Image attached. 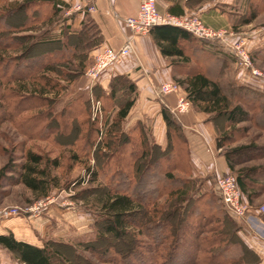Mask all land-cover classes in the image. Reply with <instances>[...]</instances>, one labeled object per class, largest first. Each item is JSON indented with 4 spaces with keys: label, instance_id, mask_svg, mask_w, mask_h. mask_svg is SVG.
<instances>
[{
    "label": "trees",
    "instance_id": "obj_1",
    "mask_svg": "<svg viewBox=\"0 0 264 264\" xmlns=\"http://www.w3.org/2000/svg\"><path fill=\"white\" fill-rule=\"evenodd\" d=\"M245 3L247 12L242 16L241 25L252 23L257 14L264 10V0H246ZM66 6L63 0H26L9 8V15H19V25L6 23L5 15H0V46L7 44L6 48L9 49L13 44L9 32L36 30L38 24L48 25L49 31ZM85 13L83 28L73 36L65 33L67 39L64 41L48 40L43 36L30 39L23 54L30 52L35 45L48 47V51L37 59L42 62L39 69L27 66L20 77L21 69L16 65L19 59L2 54L1 49L0 67L3 69L2 77L15 79L16 86L23 90L28 89V81L45 80L46 84L39 86L38 91L43 95L54 94L48 97V114L51 115L48 127L55 129L57 122L70 121V133H78L72 142L76 150L73 151L74 158L86 162L98 144L102 145L98 150L100 156L105 158L101 169L94 170L88 166L86 170L92 182H96L100 176L108 180L105 185L108 190L96 199L107 218L105 230L121 237L132 226L131 217L141 214L144 234L149 239L148 254L141 257V264H257L259 256L240 236V221L227 211L220 194L222 204L209 192L199 193L200 182L192 176L190 146L177 116L170 109L162 108L168 136L165 148L148 139L141 122L129 131L123 129V122L136 102V85L129 77H113L109 91L99 86L95 88L98 89L96 100L102 106L100 111L115 112L112 122L106 120L109 127L104 139L101 135L105 126L102 128L100 124V114L93 118L89 99L75 96L61 111H55L57 97L62 90L60 81L64 77L53 78L51 74L59 75L62 67L71 73L75 66L83 72L90 61L87 51L100 47L103 42L101 30L87 7ZM149 34L160 52L171 58L172 65L184 68L183 76L176 77L175 82L184 89L197 111L211 115L209 118L212 121L224 117L229 127L249 118L264 127V93L249 85L238 84L227 76L226 69L231 58L220 55L216 50L221 46L219 41L201 39L203 42H199L189 31L171 24L156 25ZM260 53H264V49L254 51L251 56L253 58ZM193 59L199 62L198 68L190 67ZM41 69L39 75H35ZM14 103L9 104L11 110L18 108ZM251 112L253 116H250ZM75 122L79 123V127ZM99 137L103 141H99ZM222 138L226 136L216 139L218 148L224 146ZM237 151L240 149L232 150ZM229 153L225 156L228 168L233 172L235 167ZM23 159L19 164L4 166V173L16 174L15 177L10 176L15 183L24 184L37 197L48 196L60 186L58 177L53 174L60 166L58 157L50 158L29 150ZM256 169H241L235 175L237 185L249 200L253 194L250 188L258 184L249 174ZM230 171L226 174H231ZM175 172L179 175H175ZM145 177L149 178L147 183L150 190L140 194L137 190ZM163 197L167 198L164 204H160L159 200ZM0 246L11 252L19 264H60L58 253L48 244L41 247L18 240L12 232L0 234Z\"/></svg>",
    "mask_w": 264,
    "mask_h": 264
},
{
    "label": "rangeland",
    "instance_id": "obj_2",
    "mask_svg": "<svg viewBox=\"0 0 264 264\" xmlns=\"http://www.w3.org/2000/svg\"><path fill=\"white\" fill-rule=\"evenodd\" d=\"M25 1L26 0H0V15H5L6 23L14 22L19 25V15L17 13L9 15L10 13L8 10ZM245 1L246 0H185V4L187 7L197 12L211 5L218 6L224 11H227L232 17L234 26L221 29L226 30L225 34L228 39L246 38L247 47L250 53L253 54L254 50H252L250 46L251 40L255 41L258 38L260 40L258 43L263 46L259 49H264V10H261L257 14L256 19L251 24L243 26L241 25L242 16L247 12V4ZM184 15L199 14L189 12ZM8 35L13 38L11 41L13 44L10 45L9 49L6 48L7 44L0 46V49L2 54L6 56H15V58L19 59L16 65L20 66V77L22 71L25 70L27 66L30 69H39L42 62H38L37 59L41 57V54L48 51V47L35 45L27 54H23L22 52L30 43L32 37H48V25L38 24L36 30L9 32ZM199 42H203V40L199 39ZM218 47L219 49L216 50L221 52V55H229L231 58V62L229 61L228 68L226 69L227 76L238 84L242 83L243 80H238L236 76L238 77L240 74H242V76L248 75L242 73L236 55L227 50L223 45ZM29 58L34 59L29 60ZM94 58L95 55L91 58L83 72L75 66L74 71L71 73L67 72L68 70L62 67V69H59V75L55 73L51 74L53 78L64 77V79L60 81L62 90L57 97L55 111H61L63 106L75 96L81 95L83 99H89L93 118L96 117L95 115L100 114V124L102 128L105 126L104 133L101 135L104 139L107 134L106 129L109 127L106 120L109 119L112 122L115 112L100 111L102 106L101 102L96 100L98 89L96 90L95 88L98 86L104 88L100 83L101 81H98L92 87L88 85L87 72L93 64ZM251 59L254 67L262 73L261 77L255 78L263 84L264 53L254 55L253 58L251 56ZM23 60H27V62L23 63ZM198 66H200L199 62L193 59L190 67L198 68ZM2 70L1 66L0 208H18L20 215L13 218H21L27 221L33 231V240L42 245L48 244L53 248L58 253L60 264H141V257L148 254L147 250L149 249L147 245L149 239L144 234L145 230L142 225L144 220L142 221L141 214L137 213L133 215L131 217L132 226L128 227L126 234L118 237L105 230L107 218L96 203L97 197L104 195L108 190V187L105 186L108 180L100 176L96 182H92L91 176L87 175L86 169L88 166L92 167L94 170L101 169L105 162V158L100 156L98 150L102 145L98 144V147L94 150V154L86 161L87 163L83 162L84 160L82 161V159L74 158L73 151L76 150L72 146V142L77 138L78 133L75 135L74 133L71 134L72 132L69 129L71 128L70 121L67 123L57 122L55 124V129H49L48 127V121L51 117V115L48 114V97H52L54 94L43 95L38 91L39 86H44V84H46L45 80L36 79L34 82H32V80L28 81V89L25 88L23 90L22 87L18 88V86H16L15 79L12 78V80H8L3 78ZM41 71L42 69L37 71L35 75H39ZM20 81H22V79ZM33 83L37 84V87H34L35 84ZM261 83H253L257 85V87L248 85L264 93V90H261V88L264 89ZM109 85L108 88H104L106 91H109ZM180 88L181 95L186 96L184 89L181 86ZM11 95H15L16 97L14 98ZM11 102L17 104V110L15 108H12V110L9 108ZM191 109L197 111V108H195L193 104ZM253 114L254 113L251 112L250 116H253ZM210 116L211 115L206 114V120L211 122L214 127L215 140L218 136H226V138L221 139L224 146L222 148H217L220 150L225 160V154L230 152L229 155L235 167L233 172L229 170L230 173L235 176L238 170L258 168L249 174L252 180L258 182V184L250 188L251 192H253L252 198L249 200L246 194L241 192V199L238 207L245 215L253 214L264 222V213L259 212L260 207L264 205V127L255 124L254 119L251 118L241 124H233L229 127L224 117L216 118L215 121H212L209 118ZM80 119L82 118L80 117ZM138 122H141L145 127L150 141L160 144L163 148L167 147L168 136L165 138L163 144L159 143L162 139L158 137L159 129L155 118L151 119L145 117L144 120L141 121L134 119L133 114H130L123 122V129L129 131ZM75 123L76 126L79 127V123ZM65 127H67V129H64ZM84 133L85 130H83V134ZM101 137H99V141H103V139H100ZM233 149H240V151L232 152ZM29 150L44 154L46 157L50 158L58 157L60 160V166L53 171V174L56 175L60 181V186L53 189L48 196L37 197L24 184L15 183L14 179L10 178V176L15 177L16 174L6 171L4 173V166L21 163L24 161L23 155ZM175 175L179 174L175 172ZM148 179V177H145L144 182H142L140 188L137 190L140 194L149 192L150 187L147 183L149 181ZM197 179L198 182H200L199 193L209 192L218 203L222 204L215 183L216 178L207 174ZM166 198L167 197H163L160 199L159 203L164 204ZM41 200L48 201L46 209L35 213L25 210ZM42 217H48V225L38 221ZM239 223L241 226L239 234L243 238L246 234V229H244L242 221ZM252 233L255 234L254 232ZM255 235L259 236L257 234ZM261 239L264 240L263 238ZM0 249H2L1 246ZM6 252L10 255L9 258H11L12 261L18 262L12 253L9 251ZM0 254H3V252L0 251ZM0 259L5 260L6 257L0 255Z\"/></svg>",
    "mask_w": 264,
    "mask_h": 264
},
{
    "label": "crops",
    "instance_id": "obj_3",
    "mask_svg": "<svg viewBox=\"0 0 264 264\" xmlns=\"http://www.w3.org/2000/svg\"><path fill=\"white\" fill-rule=\"evenodd\" d=\"M63 1L67 6L63 9L59 20H56L53 26H51L48 31V37L43 36L48 40L51 38L64 41L67 39V37L65 38V33L71 36L77 34L83 28L84 21H86L85 7L81 6L78 8L79 5H82L81 0ZM139 4L140 0H112L111 5L109 4L112 13V21L110 23L106 21V18L97 17L90 13L91 18L101 30L102 44L114 42L112 38L117 30L115 26L117 25V21L115 19L119 21L126 16L135 15L139 10ZM158 7L162 12L174 14L198 13L207 25L216 29L234 26L231 15L215 5L203 8L197 12L187 7L185 0H158ZM123 30L126 34L131 35V31L127 27H124ZM259 41L258 38L255 41L251 40L250 46L252 50L256 51L263 47L258 43ZM96 49L93 48L87 51L89 60L95 55ZM219 54L221 55L222 53L219 52ZM183 74L184 68L172 65L171 58L165 57L160 52L152 36L146 34L135 36L133 38V52L126 56L120 64L106 71L99 81H101L100 83L104 88H108L112 78L116 75H126L129 77L136 85V102L129 115L133 114L134 119L141 121L145 117L155 118L159 129L158 137L162 139L159 143L163 144L167 137V126L162 108L166 107L172 111L182 93L158 96L156 89L162 83L174 82L176 77H181ZM236 78L241 81L243 80L240 84H249L257 87L253 83H261L255 77L249 75L242 76L240 74ZM261 85L264 86V83H261ZM261 90L264 89L261 88ZM177 118L182 123L190 146L193 165L192 176L198 178L210 174L213 178H216L217 175L228 173L229 168L226 160L216 146L214 127L211 122L206 120V114L191 109L189 112L177 116ZM38 221L48 225V217H42ZM243 227L246 229V234L243 237L244 241L260 258L257 264H264V240L253 234L245 226ZM8 232H12L18 240L41 247L44 246L33 240V231L30 224L21 218L0 221V234ZM0 251L3 252L0 255L6 257L5 260L0 259V264H19V262L16 263L9 258L10 255L7 254V249L2 248Z\"/></svg>",
    "mask_w": 264,
    "mask_h": 264
},
{
    "label": "built area",
    "instance_id": "obj_4",
    "mask_svg": "<svg viewBox=\"0 0 264 264\" xmlns=\"http://www.w3.org/2000/svg\"><path fill=\"white\" fill-rule=\"evenodd\" d=\"M81 6L87 7L89 13L102 18L107 22L112 21V13L109 7L112 0H81ZM116 18V17H115ZM117 22L116 33L112 40L97 48L94 62L87 72L88 85L92 87L109 69L120 64L123 59L133 52V38L138 35L149 34L152 27L161 24H171L182 27L195 37L204 40H217L227 50L234 53L243 74L252 77H261L262 73L254 67L250 50L247 47V39H228L226 30L216 29L207 25L199 15H174L170 12H161L158 8V0H140L139 10L135 15H129ZM127 27L131 35L124 32ZM180 85L175 82L162 83L157 89L158 96L171 93H180ZM192 102L185 95H180L172 112L179 116L190 111ZM216 186L224 202L227 211L233 215L251 232L264 239V222L253 214L245 215L238 207L241 199V190L236 178L232 174H220L216 176ZM48 201L41 200L26 208V211L35 213L47 208ZM264 213V205L259 209ZM20 215L18 208H0V221Z\"/></svg>",
    "mask_w": 264,
    "mask_h": 264
}]
</instances>
